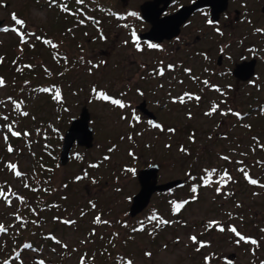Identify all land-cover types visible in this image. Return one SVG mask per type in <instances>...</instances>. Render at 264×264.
Instances as JSON below:
<instances>
[{
    "label": "rangeland",
    "instance_id": "374dc122",
    "mask_svg": "<svg viewBox=\"0 0 264 264\" xmlns=\"http://www.w3.org/2000/svg\"><path fill=\"white\" fill-rule=\"evenodd\" d=\"M143 1L0 0V60L9 53L29 63L34 73L20 82L7 58L0 64V80L6 82L0 84V114L7 116L4 123L0 118V189L12 195L8 205L0 197V226L5 229L0 232V264H81L84 259L85 264H123L116 261L119 254L130 264H199L189 243L192 236L217 242L204 247L208 252L226 255L240 248L233 241L228 244L231 231L226 226L221 234L214 231L228 221L249 230L261 222L258 237L264 245V87L232 86L224 97L212 92L205 100L199 92L205 87L198 83L147 71L155 63L183 60L187 50L140 48V24L117 20V12H132ZM13 14L23 27L15 24ZM142 103L160 128L141 119L137 107ZM83 107L90 114L93 146L74 145L61 166L63 136ZM150 165L160 167L159 184H184L166 198L188 203L174 222L171 206L162 205L165 195H153L148 208L160 209L167 227L151 230V224L150 230L130 234L124 226L139 217L129 215L139 192L137 175ZM34 167L53 177L50 201L58 204L50 211L41 203L38 213H24L32 220L25 226L38 233L29 235L34 249L16 255L24 241L13 237L20 226L15 213L18 203L27 202L23 198L20 203L18 196L34 205L25 188L37 179ZM206 170L212 171L211 183L190 190L191 177H202ZM223 177L228 181L219 187ZM64 182L69 183L66 190ZM257 232L254 227L252 234ZM48 233L54 241L48 242ZM115 234L121 239L132 235L133 240L119 243ZM238 253V263L247 264L244 250Z\"/></svg>",
    "mask_w": 264,
    "mask_h": 264
},
{
    "label": "flooded vegetation",
    "instance_id": "af4514ba",
    "mask_svg": "<svg viewBox=\"0 0 264 264\" xmlns=\"http://www.w3.org/2000/svg\"><path fill=\"white\" fill-rule=\"evenodd\" d=\"M144 4H151L149 17L152 18L159 12L157 20L176 15L183 9L184 13L180 17L182 18L186 16V8L194 5H198V7L189 11L187 18L179 27L177 36L161 41H145L139 40V35L148 33L153 24L142 17L140 8ZM130 13H135V15H130ZM117 20H131L140 24L143 29L137 35L140 48L145 47L151 52L163 51L165 46H169L175 52L187 50L183 60L178 59L177 62H166L165 64L155 63L153 66H148L147 71H153V74L157 73L167 80H178L180 83L185 79L196 82L199 86L205 87V89H199L202 98L205 100L212 92L219 97H224L225 92L234 90L232 86H254L257 90L264 87V0H189L185 3L182 0H145L132 12H117ZM199 29L206 30L199 31ZM193 34L194 38H191ZM153 44L158 47H149ZM194 69L198 72L195 75ZM229 87L231 90L228 91ZM198 100L202 101L200 97ZM146 109L148 110L147 106ZM139 113L142 120H146L150 124H158L156 118L151 120L141 112ZM183 186L182 183L178 187ZM167 192L156 193L155 195H164ZM183 202L185 205L188 203L187 200ZM258 223L261 224V222L256 221L250 230L247 229L246 223L245 229L236 228L242 236L256 240L257 244L255 245L242 240L237 243L239 237L235 233L226 234L230 236L228 244L233 241L238 248L240 247L235 252L231 251L226 255H220L212 250L210 252L204 250V247L208 248L215 242L212 238L210 240L197 238L196 243L189 240V243L195 247L198 263L239 264L238 252L243 249L246 255L244 263L264 264V245L261 237H258L260 235ZM223 225L227 227L229 232L228 229L231 228L229 221L221 226H215L214 231L223 233L224 231H219ZM160 226L164 229L167 224ZM190 226L202 227L204 224H190ZM254 227L258 231L255 235L252 234ZM209 233H212V228L207 234ZM201 242L204 243V247H200ZM198 247L200 248L199 251H197ZM205 258H208L207 262Z\"/></svg>",
    "mask_w": 264,
    "mask_h": 264
},
{
    "label": "trees",
    "instance_id": "16d2710c",
    "mask_svg": "<svg viewBox=\"0 0 264 264\" xmlns=\"http://www.w3.org/2000/svg\"><path fill=\"white\" fill-rule=\"evenodd\" d=\"M76 3H79L78 0H74ZM16 24V22H15ZM18 48L21 49V44H18ZM25 49L26 46H24ZM9 53L8 54H3V59H6L7 58V62L6 63H10L11 66H15L14 67V72L16 74V76L18 77L17 79H19V81H27L29 77H27V75L29 74V76L31 77L32 75H34L33 71L31 70V67H30V64L29 63H26V62H22V60L19 58H10L9 57ZM3 59L0 60V64H4L5 60L3 61ZM22 62V63H21ZM21 70L19 73H16L18 70ZM3 84L6 83L5 82V78H3ZM2 84V85H3ZM30 90H24L22 92H24L26 94V92L28 93ZM18 101L15 100V103H14V107L16 105ZM20 105H22V103L19 102ZM1 105V104H0ZM22 107V106H21ZM0 118L2 119L1 121H3V123L6 121L7 119V116H5L4 113L0 114ZM2 123V125H3ZM52 172L54 171V167L52 165ZM35 170V167L33 168V179H36L35 181H33L29 186L25 187V188H28L29 192L27 194V196L34 200V205L30 206V204H28V200H26V197L25 195H23L22 197L21 196H18L19 199H20V203L22 202V199L24 198L25 199V202L26 204H17V209L18 211L15 213V216L17 218H19V223H20V226L18 228V231H16V234L13 236L17 239V241H24V243H22L20 245V248L16 255L19 254L20 252L22 251H28V250H33L34 249V245L32 243V240L29 238V235L32 234L35 235L38 233V231L36 230V228H32V227H29V226H25L26 222L27 221H30L31 219H28L27 215L24 214L26 211L28 214L32 213L34 214L35 212L38 213L39 211V208L40 205L43 204V208L45 209H49L50 211L51 210H54L56 207H57V202L56 201H50V199H53L55 193L52 189V184H51V181H52V178L50 173L47 174L46 171H41V170ZM51 172V173H52ZM212 171L210 170H206L204 172V175L202 177H197V176H194L195 174L191 175V176H194V177H191L190 179V190L193 191V189H195V191L197 192L200 189H202L204 186L208 185L211 183V180L210 178L208 177L210 174H211ZM225 174V172H224ZM194 178H200L198 181L197 179H194ZM228 180L223 177L221 179V181H217L218 182V186L219 187H223L224 184L227 182ZM42 184H45V187L41 190L40 186ZM51 184V185H50ZM199 184V185H198ZM50 185V186H49ZM68 185L69 183L68 182H64L63 183V190H66L68 188ZM194 191V192H195ZM169 194H171L170 192H168ZM167 193V194H168ZM7 196H8V200H4V202L8 203L10 201L9 198H11V194H9L8 192L5 193ZM165 195V194H164ZM173 195V193L171 194ZM171 195H168L167 198H166V195H165V203H163V207H165V205H170L171 206V211L172 213H170V217L175 221H177V219L180 217V210L184 207L185 203L183 201H178V198H174L173 196ZM42 203V204H41ZM49 204V205H48ZM177 205H181L179 211L176 210V206ZM162 207V206H161ZM41 208V209H43ZM161 213H163L160 209L158 210L156 207H152V208H147L145 211L142 212V214L139 215L138 218L135 219V222H130L128 224H126L124 226V228L126 229V231L128 233H141L145 230H147L149 228V225L153 224L150 228L151 230L152 229H159V228H156L157 226H160L161 224H167V223H163V221H165L163 219V216L161 217ZM40 218V217H39ZM57 221L59 222V219L57 218ZM32 223V220L30 221ZM37 222V221H36ZM68 223V222H67ZM149 228V230H150ZM160 228H162L160 226ZM154 229V230H155ZM163 229V228H162ZM47 238H50L48 242H52L54 241V237H52L51 234L48 233V235L46 236ZM115 237H117V239L119 240V243L120 242H124V243H127V242H131L133 240V237L132 235H128L127 237H125V239H121L119 238V234H115ZM121 240V241H120ZM14 246L16 247L17 246V243L14 244ZM123 246H125V244H123ZM13 246H11V251L13 250ZM10 251V252H11ZM9 252V254H10ZM11 255V254H10ZM125 255V254H124ZM124 255H116V261L118 260L119 262L121 263H128V259L124 256ZM84 264H85V259L83 260Z\"/></svg>",
    "mask_w": 264,
    "mask_h": 264
},
{
    "label": "water",
    "instance_id": "95a60500",
    "mask_svg": "<svg viewBox=\"0 0 264 264\" xmlns=\"http://www.w3.org/2000/svg\"><path fill=\"white\" fill-rule=\"evenodd\" d=\"M151 4H144L141 6L140 11L144 20L150 21L153 24L152 29L145 34L139 35V40L145 41H161L162 39H170L178 35L180 25L185 21L189 11L197 8L198 5L186 8V16L180 18L184 13L182 9L176 15L157 20L159 12L154 17H149V10ZM149 8V9H148ZM162 11V10H161ZM156 19V20H155ZM152 20V21H151ZM1 26V22H0ZM252 73V72H251ZM137 111L147 116L151 120H155L154 115L146 109L145 103H142L137 107ZM90 114L86 107H83L80 111L79 117L73 119L70 126L66 130L59 154V164L65 166L70 158V152L74 145L84 148L86 150L91 149L93 146V132L89 126ZM159 167L157 165H150L141 170L137 175V182L139 185V192L132 199V203L129 209L130 217L134 218L140 215L148 208L150 200L156 193H164L170 191L174 187L181 185V181H172L165 184H158L157 175Z\"/></svg>",
    "mask_w": 264,
    "mask_h": 264
},
{
    "label": "snow or ice",
    "instance_id": "6c2138e0",
    "mask_svg": "<svg viewBox=\"0 0 264 264\" xmlns=\"http://www.w3.org/2000/svg\"><path fill=\"white\" fill-rule=\"evenodd\" d=\"M51 2L52 3H55V0H51ZM78 2L83 3V0H78ZM65 10H66V8H65ZM130 15H135V13H130ZM13 20L16 22L17 25H20L21 27H23L24 22L22 20H20V19H17V17L15 16V14H13ZM209 23H211V21H209ZM3 30L4 31H7V29H3ZM13 30L15 31L16 29H13ZM22 38H23V36H22ZM37 39H39V37H37ZM149 47L155 48V47H158V46L153 44V45H149ZM0 84H3V81L2 80H0ZM42 91H48V89H43ZM56 98L59 99V94L58 93H57V97ZM101 98L102 99H105V100L109 99L108 96H102ZM196 99L198 100L199 97H196ZM113 102L116 103V104H119L121 107L124 106L123 104L120 103V101H113ZM182 102H183V99L181 98V103ZM215 110H216L215 108L212 109V111H215ZM24 115H27V113H24ZM154 126L157 127V128H160V125H158V124L157 125H154ZM168 131L172 132V131H174V129H168ZM13 135L19 136V135H21V133L14 132ZM25 135H28V134L25 133ZM9 150L11 151V149H9ZM181 150L183 151L184 149H181ZM10 167L15 168L16 166L15 165H11ZM131 171L134 172V170H131ZM16 175L19 176V175H21V173L17 172ZM245 175H247V173H245ZM250 182L252 184H256L257 183V181L254 180V179L251 180ZM25 186L27 187V185H25ZM193 191H195V189H193ZM0 197H3L6 201L8 200V196L4 193V191L2 189H0ZM180 207H181V205H177L176 206V210L179 211ZM97 219H99V218H97ZM163 223H168V222L167 221H163ZM212 223H216V222H212ZM224 230L225 229L223 227H220L219 228V231H221V232H223ZM228 230L231 231V232H233V233H235L239 237V240L237 241V243H239L242 240V241H245V242L254 244V245L257 244V241L256 240L242 236L237 231V229L235 227H231ZM3 231H5L4 227L3 226H0V232H3ZM190 239L193 241V243H196L197 242V238L195 236L190 237ZM204 246H205L204 243L201 242L200 243V247H204ZM199 250H200V248L198 247L197 248V251H199ZM205 259H206V262H207L208 258H205ZM40 264H43V261H41ZM81 264H84V262L82 261ZM129 264H130V262H129Z\"/></svg>",
    "mask_w": 264,
    "mask_h": 264
},
{
    "label": "bare ground",
    "instance_id": "6f19581e",
    "mask_svg": "<svg viewBox=\"0 0 264 264\" xmlns=\"http://www.w3.org/2000/svg\"><path fill=\"white\" fill-rule=\"evenodd\" d=\"M5 203H6V202H5ZM6 204L8 205V203H6ZM124 263H125V262H124ZM124 263H123V264H124ZM126 263H127V262H126ZM128 263H129V261H128Z\"/></svg>",
    "mask_w": 264,
    "mask_h": 264
}]
</instances>
